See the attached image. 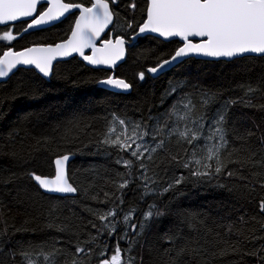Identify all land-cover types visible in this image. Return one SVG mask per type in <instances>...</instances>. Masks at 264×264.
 Returning <instances> with one entry per match:
<instances>
[{"label":"trees","instance_id":"16d2710c","mask_svg":"<svg viewBox=\"0 0 264 264\" xmlns=\"http://www.w3.org/2000/svg\"><path fill=\"white\" fill-rule=\"evenodd\" d=\"M112 8L105 38L130 39L148 0ZM76 16L0 26V57L67 38ZM181 44L128 46L115 71L128 93L77 56L49 79L19 68L0 83V264H264V56L147 73ZM66 153L78 194L45 193L31 174L54 175Z\"/></svg>","mask_w":264,"mask_h":264},{"label":"water","instance_id":"95a60500","mask_svg":"<svg viewBox=\"0 0 264 264\" xmlns=\"http://www.w3.org/2000/svg\"><path fill=\"white\" fill-rule=\"evenodd\" d=\"M113 4L117 0H93L90 6L65 0H0V26L28 21L27 32L47 29L77 13L67 38L5 51L0 57V83L19 68H33L49 79L57 62L77 56L87 66L111 71L103 80L104 88L128 93L131 84L115 71L126 59L128 46L146 35L182 43L171 57L147 69L155 78L189 58L232 61L264 56V0H148L146 19L130 39L105 38L115 21ZM42 5L45 8L40 11ZM74 158L73 153L59 155L54 160V175L31 176L45 193L76 196L78 190L69 177ZM102 264H115V260Z\"/></svg>","mask_w":264,"mask_h":264},{"label":"rangeland","instance_id":"374dc122","mask_svg":"<svg viewBox=\"0 0 264 264\" xmlns=\"http://www.w3.org/2000/svg\"><path fill=\"white\" fill-rule=\"evenodd\" d=\"M112 260H115L114 258H111ZM115 262H116V260H115Z\"/></svg>","mask_w":264,"mask_h":264}]
</instances>
